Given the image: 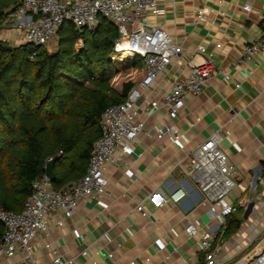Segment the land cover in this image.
<instances>
[{
  "label": "crops",
  "instance_id": "crops-1",
  "mask_svg": "<svg viewBox=\"0 0 264 264\" xmlns=\"http://www.w3.org/2000/svg\"><path fill=\"white\" fill-rule=\"evenodd\" d=\"M165 6L162 14H148L171 33L182 45L186 62L197 43H206L213 51L211 61L227 70L231 79L222 73L209 75L202 91L189 94L174 123L182 137L172 140L167 135L144 138L135 143L132 154L144 150V155L130 162L110 164V186L95 196L80 202L77 211L61 225L51 224L44 240L49 239L59 250L79 252L81 245L89 251L85 264H124L135 257V264H178L180 256L193 255L198 246L183 230L187 217L203 216L199 191L185 173L188 160L172 167L195 142L210 129L224 123L229 128L221 141L230 160L235 164L232 176L240 183V196L235 213L239 221L225 235L219 259L223 264H236L264 242V55L255 54L234 62L242 43L258 34L264 15V0H159ZM249 3L250 7H243ZM203 7L202 14L196 10ZM7 16L0 24V36L12 44L22 42L18 26ZM221 41L213 47L214 41ZM195 58H198L195 56ZM128 68V67H126ZM136 70L133 81L142 73V63L129 66ZM163 74V84L181 69L178 63L169 64ZM239 82L235 85L234 82ZM195 115L200 119L195 120ZM153 125L171 123L168 119L149 117ZM182 184L186 193L176 202L153 206L147 199V215L134 208L145 193L162 185L164 189ZM238 211V212H236ZM79 231L85 235L81 241ZM40 245V244H39ZM177 250H174V247ZM47 258L48 252L36 249ZM113 251L114 260L108 256ZM170 252V257L163 255ZM145 255L148 261H143ZM0 264H13L0 256ZM77 264V263H76Z\"/></svg>",
  "mask_w": 264,
  "mask_h": 264
},
{
  "label": "built area",
  "instance_id": "built-area-1",
  "mask_svg": "<svg viewBox=\"0 0 264 264\" xmlns=\"http://www.w3.org/2000/svg\"><path fill=\"white\" fill-rule=\"evenodd\" d=\"M243 7L249 8L250 4L244 3ZM202 11L203 7H198L197 16ZM164 12L165 6L159 0H19L8 14L12 24L19 28L20 40L36 44H45L54 38L64 19L89 28L96 23L98 14H102L115 22L118 29L112 57L122 53L121 60L140 55L143 73L133 80L123 99L108 104L101 111L98 136L78 179L57 189L43 171L32 179V190L20 209L0 205L3 222L0 256L10 258L13 264H85L89 253L85 245L80 246L79 252L69 253L59 250L49 239L44 240L50 225H61L77 211L82 200L105 192L110 186V164L126 162L127 157L132 162L145 154L144 150L132 154L135 143L141 139L163 135L172 140L181 138V130L174 123L175 117L185 106L189 94L197 95L202 91L209 75L221 72L225 79H231L227 70L212 63L213 51L206 43H197L192 56L185 62L181 43L161 24L147 17L148 14ZM262 17L258 34L242 43L234 62L255 54L264 55V15ZM220 43V40L214 41L213 47ZM172 62L178 63L181 69L163 84V74ZM234 83L239 85L238 81ZM151 116L168 119L171 123L155 126L149 122ZM194 119L199 120L200 116L195 115ZM229 132L224 123L210 129L205 137L171 164L175 167L182 160H188L185 173L199 191L204 215V218L197 215L187 217L183 230L188 238L194 239L198 249L187 258L180 256L178 264H223L219 252L226 237V219L236 201L244 200L240 196V183L232 176L235 164L221 146L222 138ZM50 157L47 156L46 160ZM185 193L182 184L167 189L159 185L137 200L134 208L144 216L149 213L146 199L157 207L169 201L176 202ZM78 237L81 241L85 239L80 231ZM36 249L45 250L48 257H42ZM107 254L113 261V251ZM163 257L168 259L170 252ZM143 261H148L147 255ZM124 264H135V257H130ZM236 264H264V242Z\"/></svg>",
  "mask_w": 264,
  "mask_h": 264
},
{
  "label": "trees",
  "instance_id": "trees-1",
  "mask_svg": "<svg viewBox=\"0 0 264 264\" xmlns=\"http://www.w3.org/2000/svg\"><path fill=\"white\" fill-rule=\"evenodd\" d=\"M19 0H0V24ZM92 27L64 19L54 48L0 38V205L20 209L32 190L31 181L57 154L51 179L54 188L83 173L99 116L110 103L123 99L133 81L120 88L111 77L142 63L140 55L113 58L115 22L98 14ZM235 208L227 216L224 235L238 224ZM237 212V211H236ZM3 222L0 219V237Z\"/></svg>",
  "mask_w": 264,
  "mask_h": 264
},
{
  "label": "rangeland",
  "instance_id": "rangeland-1",
  "mask_svg": "<svg viewBox=\"0 0 264 264\" xmlns=\"http://www.w3.org/2000/svg\"><path fill=\"white\" fill-rule=\"evenodd\" d=\"M55 37L50 39V41H48L46 44V46L48 48H54L55 46ZM141 65V64H139ZM138 65V67H139ZM136 75V70L133 68V69H130L129 67L128 68H124L123 71H120V72H117L115 73L112 77H111V82L114 86H116L117 88H120L119 84H120V81H122L124 78L126 77H129L132 76L134 77ZM238 212V211H237Z\"/></svg>",
  "mask_w": 264,
  "mask_h": 264
},
{
  "label": "water",
  "instance_id": "water-1",
  "mask_svg": "<svg viewBox=\"0 0 264 264\" xmlns=\"http://www.w3.org/2000/svg\"><path fill=\"white\" fill-rule=\"evenodd\" d=\"M11 46H12L11 42L6 44L7 48ZM57 156H58L57 154L52 155L49 159L45 161L44 166H43L44 171L46 172V174L49 176L50 179H53L55 176V172L53 169V163H54V160L57 158Z\"/></svg>",
  "mask_w": 264,
  "mask_h": 264
},
{
  "label": "bare ground",
  "instance_id": "bare-ground-1",
  "mask_svg": "<svg viewBox=\"0 0 264 264\" xmlns=\"http://www.w3.org/2000/svg\"><path fill=\"white\" fill-rule=\"evenodd\" d=\"M121 55H122V53H118V54H115L114 57L119 59Z\"/></svg>",
  "mask_w": 264,
  "mask_h": 264
}]
</instances>
